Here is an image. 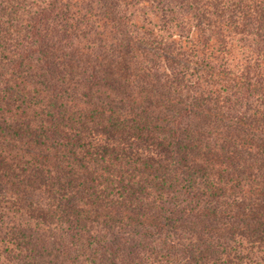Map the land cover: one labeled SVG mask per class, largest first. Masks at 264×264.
<instances>
[{"label":"trees","instance_id":"obj_1","mask_svg":"<svg viewBox=\"0 0 264 264\" xmlns=\"http://www.w3.org/2000/svg\"><path fill=\"white\" fill-rule=\"evenodd\" d=\"M0 264H264V0H0Z\"/></svg>","mask_w":264,"mask_h":264}]
</instances>
